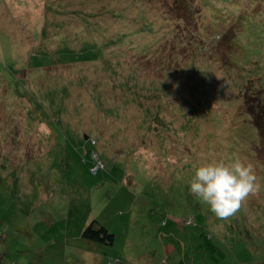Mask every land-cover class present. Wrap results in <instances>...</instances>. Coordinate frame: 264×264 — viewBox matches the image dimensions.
<instances>
[{
    "label": "rangeland",
    "instance_id": "374dc122",
    "mask_svg": "<svg viewBox=\"0 0 264 264\" xmlns=\"http://www.w3.org/2000/svg\"><path fill=\"white\" fill-rule=\"evenodd\" d=\"M143 2L0 0L9 264H264V149L252 146L238 100L249 78L264 86V0L195 6L208 29H198L201 47L233 27L235 52L226 56L221 37L210 57L186 56L198 49L188 20L174 31L158 19H176V0ZM237 158L261 188L219 219L188 182L205 162ZM92 220L111 244L80 237Z\"/></svg>",
    "mask_w": 264,
    "mask_h": 264
},
{
    "label": "trees",
    "instance_id": "16d2710c",
    "mask_svg": "<svg viewBox=\"0 0 264 264\" xmlns=\"http://www.w3.org/2000/svg\"><path fill=\"white\" fill-rule=\"evenodd\" d=\"M142 1H144L142 6L144 5V7H145L147 5V1H149V0H142ZM157 1H163V0H157ZM196 5H201L204 8H206V6L204 4H202V0H176V5L173 9V12H175L177 14L176 19L172 21L173 17H171L170 16L171 14H169L172 12H166V11L162 12L161 17L158 19L161 22L172 24V27L170 29L171 30L174 29V31L177 29L180 30V28L183 27L185 21L186 20L189 21V25L193 29V31L191 32L190 35L192 36V38L196 39V41L192 40V42L196 47H198V49L196 48L197 50L187 51V52L185 51L186 56L193 55L196 53V51H197V53H200L206 57L212 56V50L214 48H216L218 40L221 39V37L223 40H227L228 45H229V49L225 52L226 56H227V53H230V50L232 52H235L233 44L232 45L230 44V37L233 33V30H232L233 27L229 28L223 34L220 32V30H218V31L215 30L214 32H218V33L215 35L216 36L215 40L212 39L213 42L211 43V45L202 46V47L200 46L201 45L200 40H205L204 37H202L204 34L202 32L207 31L208 29L201 26V23L199 24V19H200L199 15L200 14H199V12L196 11V7H195ZM152 6L153 5H151V7ZM152 8H153V10L157 9L155 7H152ZM214 12L215 11H213L212 13H210L208 15V16H211V18H212L210 20V22L212 24H215V25H221V18L222 17L215 16ZM222 19H225V18H222ZM145 20L146 21L148 20L149 22L153 21L151 19V16L148 14L147 10L145 13ZM161 22L159 23V25H161V26H159V28H161L163 25V24H161ZM236 23L238 24V22H236ZM199 27H202V29H204V31L200 32V30H199V32H198ZM164 36H163V38H164ZM198 38H200L199 41H198ZM156 39H157V35L156 36L152 35L151 41L156 40ZM171 40H173V39H171ZM174 41H176V39H174ZM176 42L182 46L185 43V38L180 37V35H179V39ZM199 49L201 50V52L199 51ZM210 50H211V52H210ZM183 56H185V55H183ZM180 58L175 60L176 61L175 63H170L169 64L170 68L177 67L176 65H181L182 62H181ZM164 59L167 60L166 58H164ZM164 62H166V61H164ZM166 64H167V62H166ZM246 82H247V84L244 86V88H242L240 91H238L241 93V96L238 97V100H240V102H241V107H239V110H240L241 114L244 115V118H243L244 122L245 123L248 122L249 126L251 127V129L253 131V133H252V137H253L252 146L253 147L256 146L259 148L262 147V149H264V86L262 84L255 85L252 78H249ZM94 165H97V167L94 169V172H97L98 171L97 168L100 167L101 165L99 163H97V164L94 163ZM94 165H92L91 168H93ZM187 219H190V218L188 217ZM184 222H186V224H191L192 220H191V222H187L186 218H185ZM80 237L82 239L93 240V241H97V242H100L103 244H111L114 241V234L109 232V230L104 225L100 224L98 221H95V220H92L89 224H87L85 227H83V229L80 233ZM4 240L5 239H4L3 233H1L0 234V249H1L0 250V259L2 258L3 255H7V253L4 254L5 249L3 248V245H2V242H4ZM1 245H2V247H1ZM8 257L10 259H12L9 255H8ZM1 260H0V264L3 261V260L2 261Z\"/></svg>",
    "mask_w": 264,
    "mask_h": 264
},
{
    "label": "clouds",
    "instance_id": "9594fccd",
    "mask_svg": "<svg viewBox=\"0 0 264 264\" xmlns=\"http://www.w3.org/2000/svg\"><path fill=\"white\" fill-rule=\"evenodd\" d=\"M188 183L191 194L219 219L233 216L242 202L261 188L253 164L239 158L231 163L205 162L195 167Z\"/></svg>",
    "mask_w": 264,
    "mask_h": 264
},
{
    "label": "crops",
    "instance_id": "0c3cea01",
    "mask_svg": "<svg viewBox=\"0 0 264 264\" xmlns=\"http://www.w3.org/2000/svg\"><path fill=\"white\" fill-rule=\"evenodd\" d=\"M1 247H2V245H1ZM0 250H1V249H0ZM6 253H7V255H3V254L1 253V254L3 255L2 258H1L3 261L0 259V260L2 261L1 264H9V262H10V260H11V259L8 257V254H9V253H8V249L5 250V253H4V254H6Z\"/></svg>",
    "mask_w": 264,
    "mask_h": 264
},
{
    "label": "built area",
    "instance_id": "2783aa9c",
    "mask_svg": "<svg viewBox=\"0 0 264 264\" xmlns=\"http://www.w3.org/2000/svg\"><path fill=\"white\" fill-rule=\"evenodd\" d=\"M100 164V163H99ZM96 167H97V165H96ZM95 169V168H94Z\"/></svg>",
    "mask_w": 264,
    "mask_h": 264
}]
</instances>
